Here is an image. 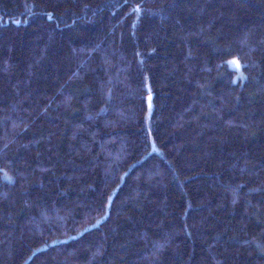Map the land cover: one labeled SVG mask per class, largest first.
Segmentation results:
<instances>
[{"label": "trees", "instance_id": "obj_1", "mask_svg": "<svg viewBox=\"0 0 264 264\" xmlns=\"http://www.w3.org/2000/svg\"><path fill=\"white\" fill-rule=\"evenodd\" d=\"M0 264H264V0H0Z\"/></svg>", "mask_w": 264, "mask_h": 264}, {"label": "snow or ice", "instance_id": "obj_2", "mask_svg": "<svg viewBox=\"0 0 264 264\" xmlns=\"http://www.w3.org/2000/svg\"><path fill=\"white\" fill-rule=\"evenodd\" d=\"M136 10L138 11L139 9H136ZM232 63H236L238 65V61H233Z\"/></svg>", "mask_w": 264, "mask_h": 264}, {"label": "rangeland", "instance_id": "obj_3", "mask_svg": "<svg viewBox=\"0 0 264 264\" xmlns=\"http://www.w3.org/2000/svg\"><path fill=\"white\" fill-rule=\"evenodd\" d=\"M234 65H236V66H237V64H236V63H234Z\"/></svg>", "mask_w": 264, "mask_h": 264}]
</instances>
